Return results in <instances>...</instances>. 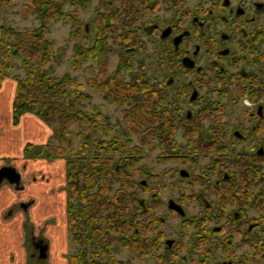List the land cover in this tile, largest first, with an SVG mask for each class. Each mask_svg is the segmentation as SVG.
Wrapping results in <instances>:
<instances>
[{
	"label": "rangeland",
	"instance_id": "1",
	"mask_svg": "<svg viewBox=\"0 0 264 264\" xmlns=\"http://www.w3.org/2000/svg\"><path fill=\"white\" fill-rule=\"evenodd\" d=\"M105 1H111L116 6V11L100 6L98 0L91 1L89 7L83 8V3L76 0V17L80 23L78 38L69 37L70 24L67 21L59 19L47 22V36L53 43L55 56L44 68L53 76L69 73L76 83L85 85L84 90L90 95L89 101L84 105L85 111L92 105L104 106L100 111L99 121L108 123L112 128L111 136L106 139L109 141L115 136L119 140L118 144L123 147L121 151L111 154V163L126 159L130 155L129 148H142L143 153L138 157L140 161L136 171L128 169L137 186L126 189L136 199L130 203L131 206L143 207L145 210L150 208V215L145 220L141 218L138 221L141 226L144 224L141 234L142 246L138 251H131L116 243L111 249V255L120 264H215L223 260L231 264H264V122H258V117L254 115L257 106L264 104V93L257 91L261 84L264 85L262 48L254 54L247 50H236L230 43H225L229 45L230 54L235 58L220 57L217 51L221 40L215 34L219 29L230 32L231 24H222L214 18L210 19L209 28L204 27V33L192 30L190 35L183 37L178 51H175L173 36L191 28V16L195 12L202 16V11L205 12L211 4L207 0H143V5L137 4L135 9L140 12L134 35L137 42L130 47L125 46L127 41L117 39L118 34L128 30L127 27L108 33L106 40L112 48V53L109 55L107 68L109 72L116 70L121 54L130 66L129 70L122 71L121 79L131 81L144 74L153 89L164 91L165 104H168L176 124L177 147L169 150L170 152H163L158 144L154 149H150L138 141L135 132L127 133L124 108L128 104L120 106L105 102L100 92L87 87L88 74L83 71L71 72L70 57L75 51V45L86 46L96 38L97 16L100 11L112 17L114 15L116 23L125 20L121 15V0ZM25 2L27 0H14L9 6H2L0 26H10L17 30L39 26L42 21L35 13L23 18L20 10ZM72 8L70 4L65 6L66 10ZM170 25L174 29L170 35L162 38L161 30ZM196 45L199 46L198 54L192 56ZM186 50L195 59L196 64L192 68L185 67L179 61ZM10 61L13 68L9 71V77H24L25 69L21 56ZM90 63L96 66L89 59L87 64ZM202 109L214 116H220L226 129L222 133H216L214 128L217 129L218 122L204 120L198 129L197 138L204 142L218 138L222 151L213 149L206 154L197 153L193 147L188 146L182 126L186 118ZM43 123L50 134L46 142L57 143L58 140L53 136V127L57 121ZM73 131L76 133L77 128L73 127ZM96 137L103 138L101 133L96 134ZM93 149L94 146L83 151L82 156L92 160ZM37 150L38 148L34 147L27 155L32 156ZM76 152H79L78 139L64 154L47 159L49 163L53 162V177H50L58 187V194L53 201L63 207L65 216L68 196L66 162L70 158L69 153ZM240 156H246L245 160L251 159L248 161L250 165L247 166L249 171L245 172V165L238 169L237 165L228 160L224 161L226 157L236 160L240 159ZM108 160V155H100V162L105 163ZM181 170L187 171L188 175H181ZM229 180L233 184L235 194L246 191L250 199L246 201L239 195L235 202L233 200V204L221 205L220 213L217 208L219 185ZM117 186L119 185L113 186L110 194ZM170 199L183 207L184 216L168 207ZM204 199L208 202L207 206ZM237 212L239 215L235 217ZM29 219L26 215V220ZM54 221L52 219L49 222ZM151 221L154 225L148 228L147 224ZM29 228L30 225L26 227L23 238L14 236L10 239L12 250L20 252L25 249L23 252L26 254V264H66L68 256L77 250L68 233L69 237L67 236L65 245L61 247L65 248L59 253V258L53 254L49 256L50 251L46 258L31 257L30 249L26 248ZM233 228L239 233H235ZM167 240L172 241L171 246L167 245ZM252 242L259 246L254 248L255 244ZM85 247L89 259L92 244L87 243ZM98 259L100 263H107L103 257Z\"/></svg>",
	"mask_w": 264,
	"mask_h": 264
},
{
	"label": "trees",
	"instance_id": "2",
	"mask_svg": "<svg viewBox=\"0 0 264 264\" xmlns=\"http://www.w3.org/2000/svg\"><path fill=\"white\" fill-rule=\"evenodd\" d=\"M83 8L89 7L93 0H79ZM14 0H0L2 6H9ZM123 10L121 15L124 22L116 23L111 15L99 12L97 16L96 38L91 44L81 46L75 45V51L70 57L71 72L88 74L86 85L100 92L107 103L124 108V117L127 122V133L135 132L138 141L145 147L154 149L157 144L163 152H170L175 149L176 124L168 104H165L164 91L153 89L149 79L137 76L131 81L121 79V73L129 70L128 60L120 54L117 69L108 71V59L112 48L106 38L108 33H113L118 28L128 30L118 34L117 39L127 41L126 45L134 46L137 42L135 31L139 10L136 5H143V0H121ZM100 6L111 8L116 11V6L105 0H98ZM70 4L73 8L66 10L65 6ZM76 0H27L21 6L20 12L23 18L35 13L42 23L32 29L17 30L13 27L0 26V83L8 77L9 71L13 68L10 61L12 58L21 56L22 66L25 69L24 77L15 76L16 87L12 103V122L17 124L22 115L33 113L45 123L57 121L53 127V136L57 143L46 142L43 144L27 143L23 148L25 158H46L58 157L68 150L78 139V151L69 153L70 158L66 162L67 179V227L73 245L77 248L75 253L68 256V264H103L99 257L106 259V264H120L112 255L111 249L119 243L131 251L141 249L142 226L139 224L141 218L144 220L150 215V208L131 206L134 199L133 194L127 192V187H136L137 182L128 169L136 171V166L142 155V148H129L130 155L120 161L112 162L111 154L121 151L119 140L113 136L112 128L106 122H100V107L92 105L88 111L84 105L90 99V95L84 90V84L76 83L69 73L62 76H53L45 68L55 56V49L52 41L48 38L49 27L47 22L64 20L70 24L69 37L78 38L80 23L77 20ZM116 23V24H115ZM133 27V28H132ZM96 64H87L88 60ZM97 69H96V68ZM260 85V84H258ZM264 93V85L259 86ZM256 91V90H255ZM251 92L253 90L251 89ZM99 110L98 112H96ZM94 116L93 114H95ZM220 116H214L206 109L199 110L196 114L185 119L182 128L188 141V146L193 147L197 153H208L213 149L222 151L220 141L214 138L204 142L197 138L199 127L204 120L218 122L214 132L222 133L226 129ZM264 119V117H263ZM263 120L261 121V123ZM73 127L77 128L74 133ZM101 133L103 138H97L96 134ZM94 146V157L89 160L82 156V152ZM34 147L38 148L34 154ZM104 153L109 156L105 163L100 162V155ZM26 155L28 157H26ZM137 156V157H136ZM246 156L232 160L226 157L224 161L237 165L238 169L250 165ZM115 184L117 188L112 194L110 190ZM233 184L224 181L219 185L217 195V208L222 213L221 205L233 204L240 195L246 201L250 199L246 191L235 194ZM226 194L225 196H222ZM231 194V196L229 195ZM229 195V200L226 197ZM234 200V202H233ZM246 203V202H245ZM246 205V204H244ZM263 211L261 208H259ZM155 220V219H154ZM154 222H149L150 228ZM235 233H239L233 228ZM249 234V231L247 230ZM87 243L92 244V251L88 252L85 247ZM88 259V260H87Z\"/></svg>",
	"mask_w": 264,
	"mask_h": 264
},
{
	"label": "crops",
	"instance_id": "3",
	"mask_svg": "<svg viewBox=\"0 0 264 264\" xmlns=\"http://www.w3.org/2000/svg\"><path fill=\"white\" fill-rule=\"evenodd\" d=\"M15 87L16 80L9 75L0 83V167L5 164L14 166L21 173L24 189L16 191L7 183L0 186V264H25L24 249L20 252L12 250L10 239L14 236L23 238V221L26 216L21 211H13L11 215H7V210L19 200H32L29 208L30 222L36 232L40 230L48 241L49 256L53 254L59 258V253L65 248L61 247L65 245L69 233L63 207L53 201L58 194V187L51 179L53 162L23 156L25 144H42L49 139L48 128L30 113L22 115L19 123L13 124ZM52 219L55 221L50 223ZM66 261L68 264V259Z\"/></svg>",
	"mask_w": 264,
	"mask_h": 264
},
{
	"label": "flooded vegetation",
	"instance_id": "4",
	"mask_svg": "<svg viewBox=\"0 0 264 264\" xmlns=\"http://www.w3.org/2000/svg\"><path fill=\"white\" fill-rule=\"evenodd\" d=\"M207 1L211 4V7H209L205 12L202 11V16H199V14L195 12L190 18L191 28L184 29L176 33L175 36L182 34L183 37H186L190 35L192 30L193 31L200 30L201 32L204 33V27L209 28V23L211 22V20L215 18L216 20L222 22V24L225 25L229 23L231 24L229 29L230 32L220 29L216 31L215 35L219 36V39L221 40L217 51L220 57L229 56V58H233V59L235 58L233 54L232 55L230 54L231 52L229 45L225 44V43H230L236 50H242V51L247 50L248 52H253L254 54L256 50H260V48H262L261 56L264 59V0H207ZM168 27L170 28V32L174 29L172 25ZM166 28H164L163 30H165ZM163 30H161V34ZM178 48L179 46L175 48V51H178ZM198 51H199V46L196 45L195 49L193 50L192 56H196L198 54ZM192 56H190L188 50H186V52H184V54L181 56L179 61L181 64H183L182 59L184 57H189L194 61V64H196L195 59ZM254 115L258 117V122L261 123L262 120L264 122L263 119L264 104H260L257 106L256 114L254 113ZM7 165H11V164H7ZM3 183L10 184L6 180H3L0 186H2ZM10 185L16 191H20L24 189L22 177L20 183L17 186L13 184ZM204 203L205 206H207L208 202L205 199H204ZM31 205H32L31 199L19 200L18 202L14 203L13 207L7 210V215L8 214L11 215L13 211H21L25 216L27 215L30 217L29 208ZM238 215H239L238 212L235 213V217H238ZM28 225H30L29 228L30 230L28 231V237H27L28 244L26 248L30 249L29 255H31V257L38 256V258H46V256H48V251H49L48 241L42 235L43 233L40 232V230L39 232H36V229L33 228L30 219L26 220V217L25 220L23 221L24 236L26 234V227ZM252 243L255 244L254 248H257L259 246L254 242ZM43 246H46L45 251L42 250ZM24 256L26 260V254ZM215 264H231V263L223 260Z\"/></svg>",
	"mask_w": 264,
	"mask_h": 264
},
{
	"label": "water",
	"instance_id": "5",
	"mask_svg": "<svg viewBox=\"0 0 264 264\" xmlns=\"http://www.w3.org/2000/svg\"><path fill=\"white\" fill-rule=\"evenodd\" d=\"M169 33H170V28L167 27L165 30H163L161 37L165 38L169 35ZM182 37H183L182 34H179V35L173 37L172 41H173V45L175 46V48H177L179 46V43H180ZM182 63L187 68H192L195 65L194 61L189 57H184L182 59ZM180 173L183 176L188 175V172L185 170H181ZM3 180H6L8 183L17 186L20 183L21 174L12 165H2L0 167V184ZM168 207L170 209L176 211L177 213H179L182 216L185 215V211H184L183 207L180 204L173 201L172 199L169 201ZM166 243L168 246H171L172 241L167 240ZM45 249H46V246H43L42 250L45 251Z\"/></svg>",
	"mask_w": 264,
	"mask_h": 264
}]
</instances>
